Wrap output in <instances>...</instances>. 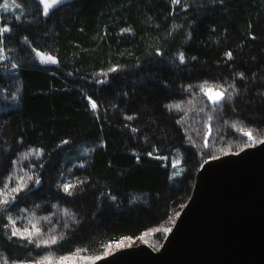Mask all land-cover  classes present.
I'll return each instance as SVG.
<instances>
[{"label": "trees", "instance_id": "obj_1", "mask_svg": "<svg viewBox=\"0 0 264 264\" xmlns=\"http://www.w3.org/2000/svg\"><path fill=\"white\" fill-rule=\"evenodd\" d=\"M8 4L0 264L100 258L121 240L157 249L200 165L264 140V0H72L47 15L40 0Z\"/></svg>", "mask_w": 264, "mask_h": 264}, {"label": "water", "instance_id": "obj_2", "mask_svg": "<svg viewBox=\"0 0 264 264\" xmlns=\"http://www.w3.org/2000/svg\"><path fill=\"white\" fill-rule=\"evenodd\" d=\"M88 264H264V143L203 162L157 249L139 243Z\"/></svg>", "mask_w": 264, "mask_h": 264}, {"label": "snow or ice", "instance_id": "obj_3", "mask_svg": "<svg viewBox=\"0 0 264 264\" xmlns=\"http://www.w3.org/2000/svg\"><path fill=\"white\" fill-rule=\"evenodd\" d=\"M61 2H62V0H50V2H49V0H40V3L43 4V5H45V15L48 14L49 10H50L52 7H54L55 5H57L58 3H61ZM177 2H178V0H172V3H177ZM0 8H3V9H5V10H7V8H8V0H0ZM10 30H11V29L8 28V27H0V37H3V35H4L5 33L9 32ZM123 31H130V29H124ZM2 43H3V40L0 39V44H2ZM2 54H3V49L0 48V55H2ZM227 56H228V58L230 59V58H231V53H227ZM48 60H51L53 63L56 62L55 60L52 59V57H48ZM180 62H181V63L184 62V55H183V53L180 54ZM13 67L15 68L16 65H13ZM241 76H242V74H241ZM226 92H227L226 89H225L223 92L220 91V90H218V89H208V90L206 91L205 94L208 96L209 100H210L213 104H218V103H220L222 100L225 99V93H226ZM231 98H232V97H231V94L228 93V94H227V99L230 100ZM92 107L95 108V107H96V104L93 103V104H92ZM131 118H132V117H128V119H131ZM243 135H245L249 141H252V140H253V135L251 134V132H245V133H243ZM65 143H66V142H65ZM261 143H264V141H261ZM149 155H151V153H150ZM35 183H36V184H39L40 181L37 179V180L35 181ZM71 188H72V185H63V186H61V190H62L66 195H68V196H71V195L73 194L72 191H71ZM12 190H13V191H17V189H12ZM20 191H23V189H20ZM2 202H3L4 204H6V205L10 203V201H8V200H4V201H2ZM44 219H47V218H44ZM11 223L14 224V222H11ZM33 228L36 229V235H39V229L36 228L35 225H33ZM25 232L27 233L28 230L25 229ZM12 234H13V236H15V235H16V231H13ZM22 238L27 239L29 243H32V242H33L32 235H30V234H29V235H26L25 237H22ZM61 238H62V237H61ZM57 240H58V237L55 236V235H53V236H51V237L49 238V240L42 241L41 243H43V244H45V245L55 244V243L57 242ZM39 246H40V243H37V247H39ZM46 260H47V258H44V259H42V260H40V261H36L35 264H45V261H46ZM5 264H6V262H5ZM61 264H63L62 261H61Z\"/></svg>", "mask_w": 264, "mask_h": 264}, {"label": "rangeland", "instance_id": "obj_4", "mask_svg": "<svg viewBox=\"0 0 264 264\" xmlns=\"http://www.w3.org/2000/svg\"><path fill=\"white\" fill-rule=\"evenodd\" d=\"M11 4L15 6L14 2L11 1ZM12 5L8 4V8L7 9H11ZM41 61H45L44 59H42L41 57H39ZM179 161V160H177ZM174 174L179 175V172H174ZM34 231V230H33ZM152 232V231H151ZM150 231L147 232L143 238H150L151 233ZM155 232V231H154ZM132 241L129 240H121L115 244H109L104 248V252L102 253L103 256H106L108 254H111L113 251L121 248V247H125V246H129L131 245ZM140 243H145V241L141 240ZM80 254H76V255H70V256H62V257H57L55 259L52 258H47V260L45 261L46 264L52 263V264H61V261L63 262V264H78V263H89V262H93L95 261L96 258L98 257H87L85 255L79 256ZM101 256V257H103ZM82 258V259H81ZM87 263V264H88Z\"/></svg>", "mask_w": 264, "mask_h": 264}]
</instances>
